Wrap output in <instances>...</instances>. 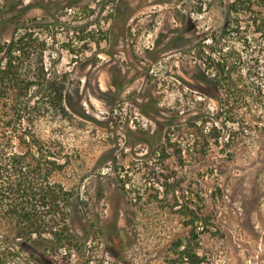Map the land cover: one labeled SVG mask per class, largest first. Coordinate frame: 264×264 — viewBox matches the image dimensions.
I'll return each mask as SVG.
<instances>
[{"label": "rangeland", "instance_id": "374dc122", "mask_svg": "<svg viewBox=\"0 0 264 264\" xmlns=\"http://www.w3.org/2000/svg\"><path fill=\"white\" fill-rule=\"evenodd\" d=\"M181 2L196 22L188 37L210 44L222 20L211 0H0V47L31 34L24 75L65 84L79 112L33 111L38 85L28 109L12 97L0 106V153L26 151L37 135L64 146L81 179L56 176L79 191L73 226L88 235L81 249L47 252L57 264H264V93L232 102L220 124L196 88L195 48L174 46ZM260 73L246 82L264 87ZM13 234L0 225V247ZM39 254L5 264H39Z\"/></svg>", "mask_w": 264, "mask_h": 264}, {"label": "trees", "instance_id": "16d2710c", "mask_svg": "<svg viewBox=\"0 0 264 264\" xmlns=\"http://www.w3.org/2000/svg\"><path fill=\"white\" fill-rule=\"evenodd\" d=\"M181 3L176 8V19L180 26L174 30V46L182 50L190 45L195 48L196 72L193 78L196 88L218 104L220 114L226 121L219 123L228 125L230 115L236 109L232 102L240 103L247 95L260 98L264 93L263 86L255 88L245 79L257 73L259 75L257 69L261 68V64L264 70V0H211V9L220 13L222 20L219 29L211 35L210 44L205 40L202 41L205 44L194 43L196 37H188L196 22L191 14L188 13L190 17H186L188 6ZM31 42V34H25L13 36L10 42L0 47V106L2 100L12 97L13 109H28L29 104L24 102V97L28 96L32 87L38 85L40 96L36 106L30 107L33 111L45 104V110L53 108L78 114V109L68 102L65 84L46 79L44 75L40 80L24 75L21 58H32L35 52ZM34 47L43 51L44 46ZM260 74L263 76L264 71ZM144 134L149 138L151 136L148 132ZM146 137L142 140H146ZM41 142L39 136L33 135L26 144V151L7 150L0 153V225L14 229L12 237L5 235L4 242L7 244L0 247V264H5L8 258L15 261L21 250L33 257L40 253L36 258L39 264H57L51 258L57 250L66 246L81 249L87 244L88 235L79 236L73 226L74 210L82 213L79 191L56 180L57 174L70 169L76 185L78 176H75L73 157L63 155L62 145ZM79 180L78 177L77 184ZM104 229L103 226L99 228L106 235ZM15 247L19 249L18 252ZM183 254L187 255V252ZM197 263H200L198 258L194 264Z\"/></svg>", "mask_w": 264, "mask_h": 264}, {"label": "flooded vegetation", "instance_id": "af4514ba", "mask_svg": "<svg viewBox=\"0 0 264 264\" xmlns=\"http://www.w3.org/2000/svg\"><path fill=\"white\" fill-rule=\"evenodd\" d=\"M262 242L264 243V238H261ZM258 257H261V256H258Z\"/></svg>", "mask_w": 264, "mask_h": 264}]
</instances>
